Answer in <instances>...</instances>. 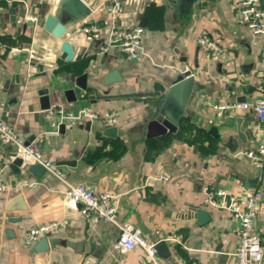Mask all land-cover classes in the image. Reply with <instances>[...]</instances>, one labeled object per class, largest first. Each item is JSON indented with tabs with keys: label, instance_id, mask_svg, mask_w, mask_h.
Instances as JSON below:
<instances>
[{
	"label": "crops",
	"instance_id": "1",
	"mask_svg": "<svg viewBox=\"0 0 264 264\" xmlns=\"http://www.w3.org/2000/svg\"><path fill=\"white\" fill-rule=\"evenodd\" d=\"M239 3L127 0L125 23L145 28V55L133 61L117 53L101 54L87 42L83 26L104 15L100 8L86 13L75 0H0V115L23 138H37L71 182L116 194L120 222L132 223L150 242H167L169 256L161 257L166 264L234 262L237 221L205 204L201 185L242 193L264 190V176L243 153L253 147L259 125L253 111L229 110L217 116L211 107L250 101L264 86V36L236 20ZM28 11L38 15L34 24L26 17ZM48 13L66 25L61 38L44 30ZM203 33L222 46L219 60L209 58L198 43ZM63 40L73 45V60L62 52ZM185 70L202 87L180 130L147 137L148 122ZM82 74L87 76L85 88L78 84ZM43 88L49 90L50 107L116 112L117 130L111 133L108 128L114 125L101 121L57 129L52 122L60 120L59 114L49 117L42 108ZM68 89L74 90L69 96L75 99L68 98ZM14 151L11 146L0 148L11 185L0 196V264H152L142 247L117 249V225L85 218L67 195L65 182L50 174L36 177L16 165ZM162 172L171 180L157 179ZM34 179L37 184L29 185ZM53 220L62 221V227L49 236V250L36 251L37 242L25 244L31 226ZM255 229L264 246V197Z\"/></svg>",
	"mask_w": 264,
	"mask_h": 264
},
{
	"label": "built area",
	"instance_id": "2",
	"mask_svg": "<svg viewBox=\"0 0 264 264\" xmlns=\"http://www.w3.org/2000/svg\"><path fill=\"white\" fill-rule=\"evenodd\" d=\"M127 0H106L97 7L89 6L91 12L100 8L104 15L97 17L83 26L87 42L96 47L101 54L117 53L133 61L140 60L145 55L143 24L125 23ZM264 0H240L236 20L245 25L253 34L264 36ZM26 17L32 21L38 20L34 11H28ZM198 43L203 46L207 56L219 60L223 55V48L218 40L207 33L198 37ZM37 67L32 64L31 68ZM217 116H222L229 110H252L258 120V129L253 135V147L243 151L244 155L260 170L264 176V86L259 95L250 101L221 102L211 105ZM47 116L59 114L60 120L52 124L57 129L62 123L71 127L76 123L101 121L104 125H116L117 114L114 111L98 113L89 106H82L76 112L65 111L63 107H50ZM2 145L14 148V158L20 157L26 169L40 163L47 169L45 174L57 177L67 185V195L80 205L82 215L91 220H103L119 227V234L115 247L122 252H127L139 246L145 251L147 261L152 264H166L158 255L156 243L150 242L132 223L120 222L118 208L115 202L116 194L110 190L96 191L85 183L71 182L61 170L58 163L48 156L39 146L37 138L30 140L23 138L15 125L0 115V148ZM8 164L0 162V196L4 195L11 187L6 181L4 170ZM157 179L170 181V175L162 172ZM37 179L31 180L29 185L34 186ZM18 185H22L19 183ZM203 200L210 208L221 210L237 221L238 244L233 253L232 264H262L264 261V246L260 234L255 229V221L260 213L261 200L264 190L256 188L246 192H235L225 187L212 184L201 185ZM62 221L53 220L47 223L31 226L24 236L25 244L34 245L40 238L48 237L58 232Z\"/></svg>",
	"mask_w": 264,
	"mask_h": 264
},
{
	"label": "water",
	"instance_id": "3",
	"mask_svg": "<svg viewBox=\"0 0 264 264\" xmlns=\"http://www.w3.org/2000/svg\"><path fill=\"white\" fill-rule=\"evenodd\" d=\"M78 3L79 11H83L86 13H91V9L88 6V0H75ZM39 19V18H38ZM38 21V20H37ZM35 21L31 23L34 24ZM44 30L52 33L54 36L61 38L67 31L66 25L59 20V18L53 14L48 13L43 22ZM62 52L67 54V60H73L75 57V51L73 49V45L67 40H63L61 43ZM86 74H82L79 77L78 84L80 87L85 88L86 83ZM202 87L201 82L196 80L194 74L191 70H185L180 73L172 82L168 92L163 97L160 105L158 106L157 113L154 118H152L147 125V137L158 136L161 134H165L167 132H178L180 130V126L184 118H186L188 109L190 108V104L192 99L194 98L196 92ZM41 95V105L43 109L50 108V99L47 88H43L40 91ZM73 89L66 90V94L70 100L75 99V95L73 98H70V94H73ZM65 124L62 123L60 128L63 130ZM111 133L117 130V127L108 128ZM109 131V132H110ZM22 159L20 157H16L14 163L16 165H22ZM68 164H75V162H67ZM28 170L35 175L36 177H42L45 175L47 169L44 165L37 163L29 166ZM18 219L10 218V221H17ZM8 232H11L8 230ZM157 253L160 257L167 258L169 256V248L167 242L165 240H159L156 245ZM50 249V243L48 237L40 238L36 245L35 250L39 252L47 251ZM264 262V261H263Z\"/></svg>",
	"mask_w": 264,
	"mask_h": 264
},
{
	"label": "rangeland",
	"instance_id": "4",
	"mask_svg": "<svg viewBox=\"0 0 264 264\" xmlns=\"http://www.w3.org/2000/svg\"><path fill=\"white\" fill-rule=\"evenodd\" d=\"M157 113V112H156Z\"/></svg>",
	"mask_w": 264,
	"mask_h": 264
}]
</instances>
